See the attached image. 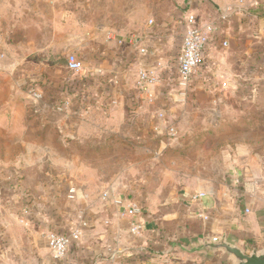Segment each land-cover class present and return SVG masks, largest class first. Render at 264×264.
<instances>
[{"label": "crops", "instance_id": "crops-1", "mask_svg": "<svg viewBox=\"0 0 264 264\" xmlns=\"http://www.w3.org/2000/svg\"><path fill=\"white\" fill-rule=\"evenodd\" d=\"M94 2H87L89 15L79 18L72 10L86 8L81 0L61 4L59 0H0L7 13L0 15V20L6 17L7 49L26 57L31 55L29 59L37 56L39 66L33 71L40 72L44 84L71 93L64 92L61 101H76L79 97L83 104L82 113L74 114L72 119L85 118L92 126L89 132L93 138L87 143L71 144L73 147L86 143L85 150L99 151L107 144L105 136L139 139L161 132L152 120H158L160 107L173 111L174 98L168 95L167 85L177 68L185 18L189 14H195L199 23L214 24L217 28L207 47L196 88L209 84L213 71L207 58L222 50L227 52V57L220 58L224 59L222 70L226 69V73L222 74L219 66L214 71L220 81L229 78L234 87L261 83L264 86V73L259 80L260 64H256L260 61L256 54L264 50V0H118L121 9L117 14L104 10L100 17L94 15ZM144 2L150 5L147 15ZM60 9L65 11L64 16L58 14ZM16 13L21 18L11 17ZM141 49L148 54H142ZM69 54L84 62V83L60 63V58ZM143 67L160 77L147 93L138 88V73ZM236 95L240 100L242 95ZM212 115V120L220 117ZM233 119L231 130H258L236 126L244 119L251 124L254 117L236 113ZM151 121L153 125L148 127ZM214 125L209 124L206 131L212 135L225 132L221 125ZM79 129L82 135L84 132ZM5 179L8 181L0 184V264H231L221 259V253L205 259L177 248L171 251L176 242L189 244L223 235L247 252L264 248V206L260 203L264 196L250 190L210 191L198 199L194 196L200 192L173 191L170 202L158 208L150 204L149 212L141 214L144 232L133 236L129 222L120 218L121 207L115 202L132 200L125 190L110 187L113 193L104 199L102 207L84 210L88 225L80 228V241L72 245L67 260L59 262L48 249L47 237L52 232L78 229V217L70 220L62 212L65 202L60 190L36 195L27 190L30 179L26 174ZM8 183L15 187L4 193ZM79 198L76 190L71 199Z\"/></svg>", "mask_w": 264, "mask_h": 264}, {"label": "rangeland", "instance_id": "rangeland-1", "mask_svg": "<svg viewBox=\"0 0 264 264\" xmlns=\"http://www.w3.org/2000/svg\"><path fill=\"white\" fill-rule=\"evenodd\" d=\"M59 1L61 4L70 0ZM91 1H95L94 15L99 17L104 10L117 14L121 9L118 0ZM144 4L147 15L150 5ZM87 6L75 7L72 11L79 18H85L89 15ZM0 11V15H7L5 7L0 6ZM62 11L58 13L60 17L66 14ZM16 14L11 17L21 18ZM5 19L0 20V35H3L0 38V184L8 181L5 178L26 174L30 179L27 189L30 193L53 194L60 190L65 202L62 212L70 220L88 208L102 207L105 201L102 194L110 187L125 190L143 214L149 212L150 204L158 208L170 202L171 192L177 190L200 193L250 190L264 196V86L261 83L234 87L229 78L220 81L221 77L214 71L220 67L221 73H226V69L222 70L224 59L220 60L227 57L226 50L207 58L206 63L213 71L209 74V84L199 85L184 102L173 101V111L158 108L161 115L152 121L157 122L154 126H159L161 132L139 139L105 136L106 146L89 152L84 147L93 138L89 132L92 126L85 118L72 119L74 114L77 116L83 111L79 97L76 101L71 98L61 101L65 91L44 84L40 72L33 71L39 66L37 56L29 59L31 55L26 57L12 52L10 47L7 49ZM256 55L260 60L256 64H260L257 73L261 80L264 50L260 49ZM66 59L63 56L59 60L64 67ZM236 92L242 95L240 100ZM64 101H68L67 107L61 106ZM236 113L254 117L253 123L244 119L236 126L258 127V130L250 127L231 130ZM212 114H218L219 119L209 118ZM152 121L148 127L153 125ZM209 124H219L225 132L212 135L206 131ZM80 127L82 135L78 133ZM171 129L175 130L174 136ZM78 142L86 143L79 144L80 148L71 145ZM14 187L8 183L2 189L8 193ZM16 187L21 190L20 186ZM76 190L80 198L73 202L71 196ZM81 191L85 192L84 197ZM260 203L264 206V199Z\"/></svg>", "mask_w": 264, "mask_h": 264}, {"label": "built area", "instance_id": "built-area-1", "mask_svg": "<svg viewBox=\"0 0 264 264\" xmlns=\"http://www.w3.org/2000/svg\"><path fill=\"white\" fill-rule=\"evenodd\" d=\"M257 5V4H254ZM225 19V16H223ZM186 25L183 34L181 49L177 58V71L175 79H171V83L167 85L168 95L174 98L176 102H184L187 100L189 93L193 92L200 81L199 73L205 65L206 50L210 42L216 36L217 28L214 24L199 23L195 14H189L185 18ZM226 45V44H225ZM142 54H148L146 49H141ZM67 68L73 74V77L83 82L85 80V64L75 54L67 56ZM160 77L154 71L141 68L138 73V88L141 92L147 93L150 86L156 84ZM63 107H67L68 101L61 103ZM171 135L174 136L175 130L171 129ZM113 193L108 188L103 193L105 200L109 199ZM204 193H198L194 199L204 197ZM121 207L119 213L122 220L128 221L129 231L133 236H141L144 232V224L140 221L142 208L132 202L124 199L115 201ZM78 229H72L69 233L52 232L48 235V249L53 258L59 262H64L68 258V254L74 243L80 241L81 227H87L88 221L84 214L78 216Z\"/></svg>", "mask_w": 264, "mask_h": 264}, {"label": "water", "instance_id": "water-1", "mask_svg": "<svg viewBox=\"0 0 264 264\" xmlns=\"http://www.w3.org/2000/svg\"><path fill=\"white\" fill-rule=\"evenodd\" d=\"M179 249L185 254L202 255L205 259H211L215 254L221 253V259L231 264H264V248L253 249L247 252L236 244L230 242L226 235L220 238L198 240L195 243H174L173 249Z\"/></svg>", "mask_w": 264, "mask_h": 264}]
</instances>
